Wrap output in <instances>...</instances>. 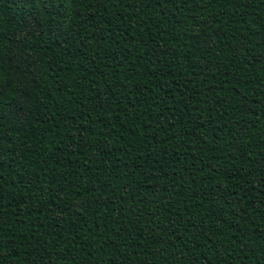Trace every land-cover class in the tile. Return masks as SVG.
Returning <instances> with one entry per match:
<instances>
[{"label": "trees", "instance_id": "obj_1", "mask_svg": "<svg viewBox=\"0 0 264 264\" xmlns=\"http://www.w3.org/2000/svg\"><path fill=\"white\" fill-rule=\"evenodd\" d=\"M0 264H264V0H0Z\"/></svg>", "mask_w": 264, "mask_h": 264}]
</instances>
